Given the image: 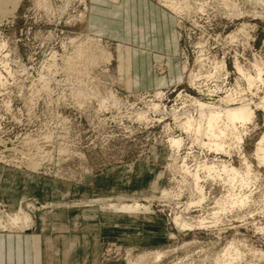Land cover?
<instances>
[{
  "label": "rangeland",
  "instance_id": "1",
  "mask_svg": "<svg viewBox=\"0 0 264 264\" xmlns=\"http://www.w3.org/2000/svg\"><path fill=\"white\" fill-rule=\"evenodd\" d=\"M13 1L2 0L0 5V217L22 206L35 225L22 233L0 226V264H42L39 216L65 219L68 211L101 212L103 202L130 203L135 198L150 203L152 213L101 212L107 219L120 216L123 226L117 232L107 228L101 235L86 236L83 226H77L76 238L90 241L86 258L91 264H135L141 255L159 250L169 254L156 263L147 257L143 261L218 264L221 249L233 239L245 253L240 264H264V166L253 157L264 135L261 109L248 124L244 145L260 174L248 208L228 212L212 228L186 230L176 228L172 220L182 207L174 199L160 198L161 188L178 189L181 176L169 166L173 155L188 154L190 165L204 158L230 160L198 146L178 124L186 110L195 115V97L216 101L236 87L244 99L260 102L264 86L249 87L234 61L238 57L254 74L252 62L264 60V5L249 0H173L178 8L190 6L180 13L164 0H129L128 8L125 0H106L104 10L96 12V0H21L17 8ZM227 1L244 14H226ZM256 9L262 17L254 16ZM231 34L236 35L232 40ZM120 47L131 48L134 63L123 77ZM79 49L84 55L79 56ZM220 60L226 65L217 77L213 66H219L218 71ZM192 74L200 79L191 83ZM150 102L160 106L155 109ZM140 113L147 118L141 120ZM174 135L185 139L179 152L168 146ZM232 159L241 166L237 153ZM209 184L213 195L204 212L192 207L185 216L205 215L214 205L212 197L226 191ZM182 190L184 202L190 193L184 186ZM66 228V223L57 226L56 244L68 240ZM17 234L32 237L12 242ZM21 245L29 260L20 262ZM10 246L17 248L9 251ZM16 254L12 263L9 257ZM78 257L79 262L84 259Z\"/></svg>",
  "mask_w": 264,
  "mask_h": 264
},
{
  "label": "bare ground",
  "instance_id": "2",
  "mask_svg": "<svg viewBox=\"0 0 264 264\" xmlns=\"http://www.w3.org/2000/svg\"><path fill=\"white\" fill-rule=\"evenodd\" d=\"M249 1H251V3L255 5L256 4L264 5V0H249ZM20 2L21 0L13 1V6L17 8ZM164 2L168 4V7L170 6L172 9L177 10V12H180V11L182 12L184 11V9L188 11L190 9V6L188 4H185L183 6L180 5V7L178 8L176 6V2L173 0H164ZM229 2L227 1L225 3L226 8H227L226 14H228L229 16H233V17L234 16L239 17L244 14V11L241 12V9L239 8L237 4L229 3ZM2 3H3L2 0H0V5H2ZM253 13H254V16L258 15L259 17L260 16L262 17V13H260L257 9L254 10ZM244 27L245 25L242 26V31L245 29ZM235 37H236L235 34L230 35L231 40L234 39ZM84 51L83 49H81L79 51V56L84 55L82 53ZM85 57H86V54L84 58ZM118 61H120L119 72L121 76L123 77L125 73L128 74L133 69V65H134L132 61V50L130 47H120L119 54H118ZM220 64H221L220 65L221 70L219 69L218 71H217V68H219V66H217L216 64H215L217 66L216 68L213 66V68L216 69L215 71L217 72V74H219L218 76L216 74L217 77H220L221 72L220 73L218 72L222 71V68H224V65H226L224 61L222 62V60H220ZM234 65H235L234 68L236 69L237 73L239 72L241 74L240 77L246 80V83L248 84L249 87L252 88L256 86L257 89H259L261 86H264V60L263 59L255 58L254 62H252L251 67L253 71H255L254 74H252L251 71L246 69L240 63L238 57L234 61ZM184 68H185V65H184ZM198 71H201V70H198ZM223 71H226V70L223 69ZM198 74H201V73H198ZM198 74L196 76L195 74H192L194 76L192 75L190 76V79L192 78L190 80L191 83H194L195 80L200 77ZM212 75L213 74H211V76ZM214 76L215 75H213L212 78ZM129 81L132 83L131 80ZM216 81L218 82L219 80H216ZM236 83L237 84L239 83L238 80L236 81ZM197 85L199 84H196V86ZM215 85H218V83ZM234 88L236 89V87ZM233 89L231 91L228 90L229 93L227 95H225L224 97L222 96L216 101H203L195 97L194 102H196L195 104L197 105L196 110H194L196 111L195 115L189 114L190 112L186 110L187 112L183 113V115L187 113V115L185 116V120L183 119L184 118L183 117L182 118L183 120L181 119L182 121L180 120L179 124L177 123L180 129L183 131V133L185 132L187 136L188 135L192 136L191 138L194 139V141L196 142L198 146L207 147L209 151L214 152L216 155H219V153L225 154L226 156H228V158L230 157V160H226L224 158L222 159L219 157L218 158L215 157L213 159L204 158V160L202 159L203 161L198 160L196 163L195 162L192 163L193 165H190V162L187 161L188 154H186V156H181V158L177 157L178 155L175 156L176 154L173 156L171 155L172 161H173V163L169 165L172 169L171 171H173L174 174L178 172L181 178L177 180L178 189L174 190V189L161 188L160 198H163L164 200H168V201L170 200L173 201L174 199V201L176 200V204L180 205L178 207H182V209L180 210L178 209L175 212L174 216L172 217V220L174 221L176 228L178 227L179 229L191 230L192 228H196V227L198 228L207 227L208 228L211 226H216L217 224L219 225L220 221L222 222L223 220L222 218L223 215L227 214L228 212L229 213L233 212L235 209L248 208L251 201L254 199L253 198L254 188L252 187L258 184L260 180V177H259L260 174L254 171L253 163L251 159H249V157L245 153L244 145H245V139L247 135L249 134L248 124H250L251 122H254V119L257 117L256 110L261 109L264 115V95L260 97V102L254 103L252 101H248L244 99L242 95H239V91L237 89L236 90L235 89L233 90ZM158 95L160 94L158 93ZM210 95H213V94H210ZM150 103L153 104L151 107L155 109H158V107L160 106V105H157L156 103L155 104L152 102ZM180 114L181 116H183L182 112ZM139 117L141 118V120L147 118L145 117L144 113L143 114L140 113ZM189 136H188V139H189ZM184 140L185 139L183 137H178L174 135L170 138L168 146H170L173 149V151L182 150L181 148L183 144H185ZM191 153L192 152H190L189 154ZM233 153H237L241 161V166H238L234 163L232 159ZM253 157L258 161L257 163L258 165L264 166V135L261 136V138L257 141L256 148L253 153ZM157 176H158L157 181H155L156 184H158V180L160 179V177H162L161 173L158 174ZM209 181L211 182V184L209 185H215V184L221 185L222 188H224L226 191L219 197H216V196L212 197L211 204L213 203L214 205L213 206L211 205V208H208V210L206 209L207 213L205 215H202V214L191 215V217L185 216V214L189 212L192 207H194V209L195 207H198L199 211H202V213L204 212L203 210H205V206H206L205 203H207V201L210 199V194H212L211 191L207 189V183ZM183 186L188 188L190 197L188 196L189 198L187 201L181 202L180 199L184 195L183 194L184 190H182ZM148 200L151 201L153 200V198L150 197V199ZM94 201L96 200L94 199ZM100 208L102 210L101 212L110 211L116 214L124 213L128 215H133L137 213L147 214V213H152V210H153L150 203H147V204L141 203L139 200H137V198L132 199V202L130 203L125 200H121V199H119L117 202H113V201L103 202ZM34 223H35V219L33 218V216L27 213L25 210H23L22 206H19L18 211L15 214H7V213L3 214L1 221H0V226L4 227L5 229L7 228L9 231H12V232L17 233L19 231L22 233L24 231L25 232L29 231L35 225ZM226 243H225L224 248L221 249L222 252L219 251L221 254L218 252L220 255L217 260V263L218 264H240L242 263L241 260L244 258L243 255L245 253L243 254V251H242L243 249L241 248V246H238L237 241L235 242L234 239L229 241L227 244ZM168 252L169 251L167 250H159L155 252L149 251L148 254L141 255L140 258H138L137 263L135 264H146V261H143V260L147 258L149 260L152 259V261L156 263V261L163 260V258L169 254ZM258 253L262 254V251H259Z\"/></svg>",
  "mask_w": 264,
  "mask_h": 264
},
{
  "label": "crops",
  "instance_id": "3",
  "mask_svg": "<svg viewBox=\"0 0 264 264\" xmlns=\"http://www.w3.org/2000/svg\"><path fill=\"white\" fill-rule=\"evenodd\" d=\"M129 0H125V7H129ZM135 1V0H132ZM107 4L106 0H96L95 2V11H101L104 10V6ZM108 5V4H107ZM95 23L97 22L96 19H92ZM111 217V218H110ZM109 219H107V216L102 214L97 209L89 208L85 209L83 211H80L78 213L68 211L66 213L65 219L61 218H55L51 217L48 218V216H39L36 220V227L37 230L41 234L39 235V239H42L43 242V249H42V264H91L92 261L89 262V257L86 258L87 252V245H90V241H84L83 239L80 240L76 238V228L83 226V234H86V236H90L92 234L101 235V233L104 232V229L111 228L113 231L117 232L119 231V228L123 226V222L120 220V216H110ZM59 222H56L57 220ZM51 222V223H50ZM96 222V223H95ZM66 223V234H64V237H67L65 243L56 244L55 243V235L54 233L57 231V226L59 227L60 224ZM68 229V230H67ZM20 233V232H18ZM85 236V235H83ZM18 238H12V242H16L17 239H23V240H29L30 236L29 234H21L18 235ZM53 240V241H52ZM45 241V243H44ZM8 240L3 241L2 244H7ZM46 244V246H45ZM18 245V244H17ZM16 245V246H17ZM17 247L13 248L12 246L7 247L9 251H12L13 249H16ZM58 248L57 250H55ZM20 252L17 254L19 255H11L9 257L10 261L14 263V260L16 261V258L18 256L20 262L25 258V260H29L28 254H26V251L24 247L21 245L19 246ZM18 250V249H17ZM23 250V251H22ZM41 255V254H40ZM39 255V256H40ZM79 255L84 256V259L80 260L78 259ZM8 258V256H6ZM58 257V258H57ZM29 263V261H27ZM97 264V263H96Z\"/></svg>",
  "mask_w": 264,
  "mask_h": 264
}]
</instances>
